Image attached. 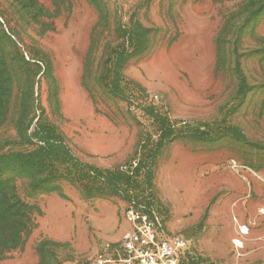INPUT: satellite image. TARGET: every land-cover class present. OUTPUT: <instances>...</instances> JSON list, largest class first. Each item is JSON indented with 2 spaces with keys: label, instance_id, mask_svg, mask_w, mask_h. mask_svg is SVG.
<instances>
[{
  "label": "rangeland",
  "instance_id": "obj_1",
  "mask_svg": "<svg viewBox=\"0 0 264 264\" xmlns=\"http://www.w3.org/2000/svg\"><path fill=\"white\" fill-rule=\"evenodd\" d=\"M254 175L264 0H0V192L31 219L0 264H89L130 206L180 264H264Z\"/></svg>",
  "mask_w": 264,
  "mask_h": 264
},
{
  "label": "built area",
  "instance_id": "obj_2",
  "mask_svg": "<svg viewBox=\"0 0 264 264\" xmlns=\"http://www.w3.org/2000/svg\"><path fill=\"white\" fill-rule=\"evenodd\" d=\"M237 173L247 168L231 163ZM262 184L263 207L258 216H264V177L254 175ZM134 205V203H133ZM128 228L118 241L105 243L89 264H180L189 250L188 242L181 237H167L152 213L128 207L123 213ZM254 227L255 222L249 224ZM249 226L239 227L240 234L247 235Z\"/></svg>",
  "mask_w": 264,
  "mask_h": 264
},
{
  "label": "trees",
  "instance_id": "obj_3",
  "mask_svg": "<svg viewBox=\"0 0 264 264\" xmlns=\"http://www.w3.org/2000/svg\"><path fill=\"white\" fill-rule=\"evenodd\" d=\"M0 197V236L16 241L27 229L30 231L31 219L27 217L23 206L20 205L18 210V202L7 199L2 192Z\"/></svg>",
  "mask_w": 264,
  "mask_h": 264
},
{
  "label": "crops",
  "instance_id": "obj_4",
  "mask_svg": "<svg viewBox=\"0 0 264 264\" xmlns=\"http://www.w3.org/2000/svg\"><path fill=\"white\" fill-rule=\"evenodd\" d=\"M257 217H258V215L255 216V226L262 227L261 230L264 231V216H259V218H257Z\"/></svg>",
  "mask_w": 264,
  "mask_h": 264
}]
</instances>
